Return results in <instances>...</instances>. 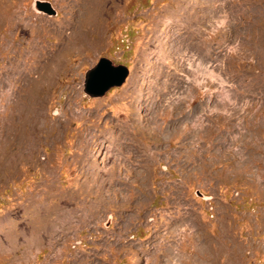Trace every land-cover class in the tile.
I'll return each instance as SVG.
<instances>
[{
    "label": "rangeland",
    "instance_id": "1",
    "mask_svg": "<svg viewBox=\"0 0 264 264\" xmlns=\"http://www.w3.org/2000/svg\"><path fill=\"white\" fill-rule=\"evenodd\" d=\"M36 1L0 0V236L37 199L56 208L73 193L89 219L23 262L0 238V264H264V0H113L90 28L93 0H39L56 16ZM37 42L55 74L12 96L7 143L3 88ZM100 58L129 76L91 98L85 73ZM124 125L117 158L111 132ZM147 151L148 170L134 158ZM108 162L138 196L110 190L96 208Z\"/></svg>",
    "mask_w": 264,
    "mask_h": 264
},
{
    "label": "bare ground",
    "instance_id": "2",
    "mask_svg": "<svg viewBox=\"0 0 264 264\" xmlns=\"http://www.w3.org/2000/svg\"><path fill=\"white\" fill-rule=\"evenodd\" d=\"M93 2H96V4L94 3L93 6L89 8V10H88L89 13L86 15V17L84 16L85 19H83V24H84L83 26L86 27V28L87 27L90 28V27H93L95 25L94 22L96 21V19H98V18L100 19L101 18V12H103V13L106 12L107 15H108V12L110 11L109 7H111L112 4H113V0H93ZM115 9L116 8H114V10ZM104 15H105V13H104ZM62 30H61V32H64V33L66 32L64 29H62ZM32 32H33V30H32ZM64 33H62L63 36H64ZM30 35H31V33H30ZM73 35H75V33ZM69 36H71V35H69ZM69 36H67V37L69 38ZM77 38H79V37H77ZM80 40H83V37L80 36ZM30 41H29V43H30ZM72 41L73 40H71V42ZM35 44H36V42H35ZM40 45H42V43L39 44V46L34 45V44H31L30 46H27L26 48L24 47L25 49L23 48L24 49V52L26 54V57H24L26 59V67H24L23 64L22 65L19 64V62L18 63L17 62L16 63L13 62L14 64L11 66V69L8 67L9 68V72H10L9 84L7 85V83H6V86H4V88H3V95H4V98L6 99V103H7V105H5V109L6 110L4 112V114H5V117H4V130H5V138H6L5 140H7V143L9 142V140L11 138H13V137H11L13 135L11 133V129H12L11 126H12V122H13V115L10 114V108L13 107L12 102H11L12 101V99H11L12 96L15 93H18L20 95L21 92L22 93L23 92H26L27 94L30 93V94H34V95L36 94V95H38L41 91H44V88L46 86H48L47 85L48 81L51 78H53V74H55L54 73L55 71H53L54 70L53 68L56 69V67H53L54 64L51 63L49 60L43 59L40 56H38V54L41 53V51H42ZM45 48L46 47H44V49L43 48L42 49L45 50ZM65 48H66V46H65ZM23 54H22V56H23ZM57 62L58 61L56 60V63ZM59 68H57V70ZM41 100H43V99H41ZM13 108H11V111H12ZM16 109H17V105H16ZM145 109L147 110V107L146 106H145ZM35 117H37L36 114H35ZM21 122H22V120L20 121V123ZM35 123H36V121H35ZM13 124H14V122H13ZM16 125H17V123H16ZM20 125H22V124H20ZM29 128H31V127H29ZM128 128L130 129L131 127L129 125L128 126H125L124 125V126H121V127H118L116 129H114V131L111 132V135L114 137L113 139L117 141V142L115 141L116 142L115 143L116 144L115 154H116L117 158L122 156L121 153H125V149L123 148L124 145H123L121 139H122V136H125L126 137V135H124L123 133H125L126 131H128ZM33 130H35V129H33ZM12 132H14V131H12ZM28 132H26V134ZM128 133L129 132H127V134ZM21 136H22V134H21ZM26 137L27 136H25V138ZM102 138H104V136ZM35 140H36V137H35ZM138 145L139 144H137L136 146H138ZM129 146H131V145H129ZM136 146H134V147H136ZM101 147L99 146L100 150H102V148H103V147L102 148ZM126 147H127V145H126ZM31 148H29V149L31 150ZM143 149H145V148H143ZM138 150H139V147H138ZM22 151H24V150H22ZM18 152H19V149H18ZM15 153L16 152H14V154ZM127 154H131V153L128 151ZM18 156H20V155H18ZM150 157H152V154L150 153V151H147V153L143 154L142 156L141 155L140 156H135L134 158H135V160L142 161L145 164L146 170H148V168L152 164V161L150 163ZM128 159H129V157H128ZM29 160H30V158H29ZM126 161L124 163H126ZM27 162H28V159H27ZM30 162H33V161L31 160ZM143 163H142V165H143ZM108 165H110L109 162H108ZM148 165H149V167H148ZM137 168H139V166ZM116 169L111 168V165H110L105 171H103L99 176H97L99 178L98 179V183H96L97 185L96 186H93L92 185L93 188H94V190H95V193L97 195V199H96L97 202L95 203V207L96 208L98 206L100 207V205H102V206L104 204L107 205V202L109 200V196L107 195V193L110 190L111 191L112 190L113 191H117V190L121 191L122 194L124 196H126V200H130L131 198H134V199L137 198L138 194L137 193H133L131 191V189L128 187L129 186V181L128 180H125V177H122L119 174V172H117ZM142 171H143V169H142ZM144 171H143V173L142 172H138L139 173L138 178L139 179H143V180L146 181V178H148V174H147V172H144ZM89 174L87 172V175H89ZM69 197H70V201L68 200V202L65 199H60L59 198L60 199L59 200L60 203H58V206L56 208L48 207L45 204V202L43 203V202L37 201L38 199L35 201V203H33V202H27L28 205H25V207L19 213V215L17 217H14L12 219V221L10 222V225L5 230H3V232H2V236L3 237L0 236L1 241L3 242V244L7 245V244L13 243V245L18 246V248L22 249L21 250V258H20L21 259V262H23L22 260L24 258H26L29 255V253L34 249V247L36 246V242H38L39 245H40V243H48V244H51V245H55V247H58L62 243V241L64 242L67 239H69L70 236L73 234V232L76 231V229L80 225V223H78V221L80 220V218H81L80 221H84V222H88V219H89L88 218V216H89V210L88 209L89 208L87 210H82L79 213L76 212L73 207L75 206L74 204H75L77 198H76L75 194H73V193H71L69 195ZM46 201H49V199L48 200L46 199ZM86 205H88V204H86ZM88 207H93V203L91 205H89ZM54 214L56 215V217H54L55 219L53 218V215ZM77 216L80 217V218L77 219ZM13 245H9V246H13ZM208 254H209V252H208ZM207 257H208V255H207Z\"/></svg>",
    "mask_w": 264,
    "mask_h": 264
},
{
    "label": "water",
    "instance_id": "3",
    "mask_svg": "<svg viewBox=\"0 0 264 264\" xmlns=\"http://www.w3.org/2000/svg\"><path fill=\"white\" fill-rule=\"evenodd\" d=\"M35 9L39 13L48 16H56L57 11L52 4L47 1L35 2ZM129 76V69L123 65H114L107 58H100L98 62L85 73L84 93L91 98H101L105 96L111 88L123 86ZM199 194V193H198ZM111 218H109L106 226H109Z\"/></svg>",
    "mask_w": 264,
    "mask_h": 264
},
{
    "label": "crops",
    "instance_id": "4",
    "mask_svg": "<svg viewBox=\"0 0 264 264\" xmlns=\"http://www.w3.org/2000/svg\"><path fill=\"white\" fill-rule=\"evenodd\" d=\"M109 221V220H108ZM111 223V222H110ZM110 225V224H109ZM109 227V226H108Z\"/></svg>",
    "mask_w": 264,
    "mask_h": 264
}]
</instances>
